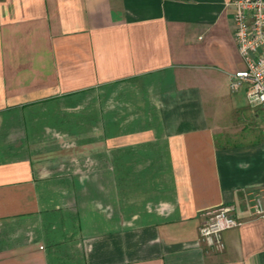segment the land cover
<instances>
[{
	"label": "crops",
	"instance_id": "1",
	"mask_svg": "<svg viewBox=\"0 0 264 264\" xmlns=\"http://www.w3.org/2000/svg\"><path fill=\"white\" fill-rule=\"evenodd\" d=\"M234 1L0 0V264H264Z\"/></svg>",
	"mask_w": 264,
	"mask_h": 264
},
{
	"label": "built area",
	"instance_id": "2",
	"mask_svg": "<svg viewBox=\"0 0 264 264\" xmlns=\"http://www.w3.org/2000/svg\"><path fill=\"white\" fill-rule=\"evenodd\" d=\"M234 36L244 67L230 75V88L238 91L247 85V99L253 105H264V0H235ZM264 139V126H263ZM257 210L264 216L260 198ZM232 207L222 206L207 211L208 220L200 228L207 250L221 252L225 249L223 232L236 227L240 221L232 214Z\"/></svg>",
	"mask_w": 264,
	"mask_h": 264
}]
</instances>
